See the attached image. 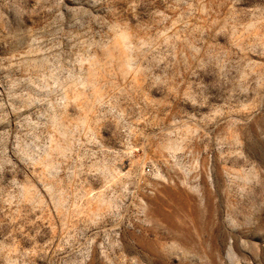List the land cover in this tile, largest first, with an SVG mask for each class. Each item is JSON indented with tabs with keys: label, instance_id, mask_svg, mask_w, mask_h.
Segmentation results:
<instances>
[{
	"label": "rangeland",
	"instance_id": "obj_1",
	"mask_svg": "<svg viewBox=\"0 0 264 264\" xmlns=\"http://www.w3.org/2000/svg\"><path fill=\"white\" fill-rule=\"evenodd\" d=\"M0 264H264V0H0Z\"/></svg>",
	"mask_w": 264,
	"mask_h": 264
}]
</instances>
